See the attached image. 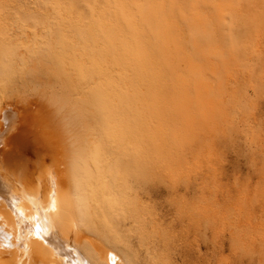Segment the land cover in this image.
Here are the masks:
<instances>
[{
    "label": "rangeland",
    "instance_id": "rangeland-1",
    "mask_svg": "<svg viewBox=\"0 0 264 264\" xmlns=\"http://www.w3.org/2000/svg\"><path fill=\"white\" fill-rule=\"evenodd\" d=\"M75 79L83 233L126 264H264V0H0V104Z\"/></svg>",
    "mask_w": 264,
    "mask_h": 264
},
{
    "label": "bare ground",
    "instance_id": "bare-ground-1",
    "mask_svg": "<svg viewBox=\"0 0 264 264\" xmlns=\"http://www.w3.org/2000/svg\"><path fill=\"white\" fill-rule=\"evenodd\" d=\"M78 85L79 82L75 79L72 84L61 83L60 89L55 84L44 86L40 95L38 94V113L35 116L31 112L19 114L20 109L15 112L10 102L0 104V264H86L88 261L95 264L93 260L98 264H126L125 259L106 243V239H103L104 242L91 233L85 234L80 228L81 194L86 190L90 192L89 187H94L90 189L93 190L92 193L96 192V184L93 178L86 176L80 164V122L81 112L84 110L80 107V102L75 103L76 98L71 95V90ZM52 95L62 96L65 104L63 114L58 115L49 103ZM22 121L29 125L31 144L26 151L23 149V158L18 161L5 160L1 147L9 145L6 130L10 125ZM65 121L69 126H65ZM9 146L13 147L11 143ZM53 193L56 211L48 213L52 233L46 241L35 236L27 239L30 251L25 254L20 237L26 236L29 225L21 219L20 213L31 217L39 212L43 217L53 199ZM96 195L95 193L92 198ZM65 236L81 244L90 241L89 247L94 259ZM8 237L12 239L9 240Z\"/></svg>",
    "mask_w": 264,
    "mask_h": 264
},
{
    "label": "snow or ice",
    "instance_id": "snow-or-ice-1",
    "mask_svg": "<svg viewBox=\"0 0 264 264\" xmlns=\"http://www.w3.org/2000/svg\"><path fill=\"white\" fill-rule=\"evenodd\" d=\"M243 35V33H241V36ZM41 89L39 87H31V89L25 93L22 94L23 98H30L31 95H38L40 94ZM49 103L53 106V108L56 110V113L58 115L63 114L64 112V108H65V104L62 100L61 97L56 96V95H52L49 98ZM65 126H69L68 122L65 121ZM51 178V177H50ZM54 196L55 194L53 193V199L50 201L49 203V207L45 210L43 217L41 216V214L39 212H37V214L31 216V217H26L24 215V213H20L21 219L25 220L28 223V227H27V232H26V236L22 235L20 237L21 239V246H22V250L25 254L29 253L30 249L28 247V244L26 243L27 239L32 238L33 236H35L36 238L42 240V241H46L47 237L52 233V224H51V220L49 219V211L51 212H55L56 211V206H55V202H54ZM81 225L87 224V221L82 220ZM9 240L12 239V237H8ZM240 241L237 239V237L235 235H233L231 237V246L233 249H238L240 247ZM8 247H11V244L8 245ZM86 264H91L90 261L86 262Z\"/></svg>",
    "mask_w": 264,
    "mask_h": 264
}]
</instances>
